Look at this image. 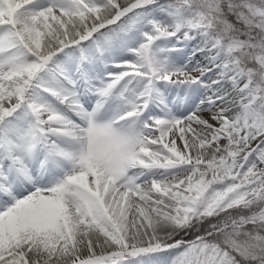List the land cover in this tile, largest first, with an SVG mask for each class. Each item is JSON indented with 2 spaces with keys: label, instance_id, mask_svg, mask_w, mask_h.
I'll use <instances>...</instances> for the list:
<instances>
[{
  "label": "snow or ice",
  "instance_id": "snow-or-ice-1",
  "mask_svg": "<svg viewBox=\"0 0 264 264\" xmlns=\"http://www.w3.org/2000/svg\"><path fill=\"white\" fill-rule=\"evenodd\" d=\"M0 264H264V0H0Z\"/></svg>",
  "mask_w": 264,
  "mask_h": 264
}]
</instances>
